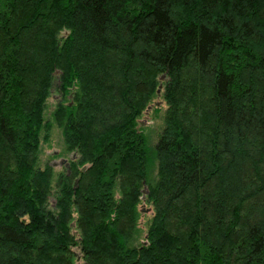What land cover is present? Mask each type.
<instances>
[{
	"label": "trees",
	"instance_id": "obj_1",
	"mask_svg": "<svg viewBox=\"0 0 264 264\" xmlns=\"http://www.w3.org/2000/svg\"><path fill=\"white\" fill-rule=\"evenodd\" d=\"M0 264H264V0H0Z\"/></svg>",
	"mask_w": 264,
	"mask_h": 264
},
{
	"label": "rangeland",
	"instance_id": "obj_2",
	"mask_svg": "<svg viewBox=\"0 0 264 264\" xmlns=\"http://www.w3.org/2000/svg\"><path fill=\"white\" fill-rule=\"evenodd\" d=\"M162 106H165L163 102H161ZM144 122V124L150 125L152 130L157 131L160 127L161 121L159 119L152 120L146 116L145 118H142L141 122ZM143 124V125H144ZM62 147V141H61V136H60V131L58 129H53L51 132L50 140L47 143H44L42 145V159L46 160L47 157L50 155H53L54 153H58L61 150ZM63 160L61 158H51L50 157V163L53 165V167L56 170L61 169V164ZM53 203V199H51ZM141 209L146 212L150 213L149 206H141Z\"/></svg>",
	"mask_w": 264,
	"mask_h": 264
},
{
	"label": "water",
	"instance_id": "obj_3",
	"mask_svg": "<svg viewBox=\"0 0 264 264\" xmlns=\"http://www.w3.org/2000/svg\"><path fill=\"white\" fill-rule=\"evenodd\" d=\"M160 79H163V76L160 77ZM141 124H144V122L142 121ZM143 211V210H142ZM144 212V211H143Z\"/></svg>",
	"mask_w": 264,
	"mask_h": 264
}]
</instances>
